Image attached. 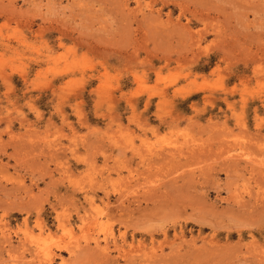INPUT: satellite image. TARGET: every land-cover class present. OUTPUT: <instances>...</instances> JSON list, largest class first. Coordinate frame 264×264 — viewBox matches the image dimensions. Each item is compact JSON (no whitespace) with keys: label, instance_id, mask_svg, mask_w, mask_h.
I'll list each match as a JSON object with an SVG mask.
<instances>
[{"label":"rangeland","instance_id":"obj_1","mask_svg":"<svg viewBox=\"0 0 264 264\" xmlns=\"http://www.w3.org/2000/svg\"><path fill=\"white\" fill-rule=\"evenodd\" d=\"M0 264H264V0H0Z\"/></svg>","mask_w":264,"mask_h":264}]
</instances>
